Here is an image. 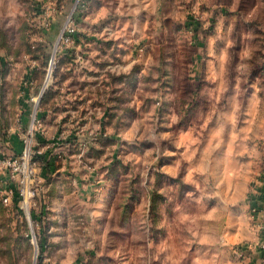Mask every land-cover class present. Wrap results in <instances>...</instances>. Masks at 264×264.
Listing matches in <instances>:
<instances>
[{"label":"rangeland","instance_id":"1","mask_svg":"<svg viewBox=\"0 0 264 264\" xmlns=\"http://www.w3.org/2000/svg\"><path fill=\"white\" fill-rule=\"evenodd\" d=\"M33 98L50 135L109 122L110 209L107 188L65 203L46 164L37 245L0 200V264H245L246 227L264 245V0H0L1 154Z\"/></svg>","mask_w":264,"mask_h":264},{"label":"built area","instance_id":"2","mask_svg":"<svg viewBox=\"0 0 264 264\" xmlns=\"http://www.w3.org/2000/svg\"><path fill=\"white\" fill-rule=\"evenodd\" d=\"M37 100L33 98L29 120L21 130L20 150L7 156L0 153V200L5 206H14L27 221L33 245H37L35 229L40 217L37 212L38 200L45 199L48 191L42 172L45 165L50 163L49 159L63 158L66 143L63 131L49 134ZM95 136L87 140H75L73 144L80 151L89 149L97 141ZM256 206L253 210H258Z\"/></svg>","mask_w":264,"mask_h":264},{"label":"crops","instance_id":"3","mask_svg":"<svg viewBox=\"0 0 264 264\" xmlns=\"http://www.w3.org/2000/svg\"><path fill=\"white\" fill-rule=\"evenodd\" d=\"M98 114V113H97ZM46 129L49 134L50 131L47 124H45ZM59 131H63L64 133V152L63 158L56 162L55 159H49L50 163L57 165L56 172L59 180L63 176H67L72 178L73 186L72 193L67 196V192L61 195L65 199L69 197L74 201H82L88 199V201H84L85 204H88L91 200V195L94 194L97 190L105 192V188L108 189V205L104 206V210L106 211L110 209V186H107V182L104 179L105 174H109L110 177V124L109 122H104V119L100 116L96 115L93 118L80 122V126L70 125V123L60 122ZM56 131V130H55ZM54 132V131H53ZM92 135H96V143H94L89 149L80 151L73 144L75 140H87ZM69 142V144H68ZM52 166V170H53ZM48 171L51 172L50 168H47ZM52 173V172H51ZM53 174V173H52ZM101 191V192H102ZM65 194V195H64ZM103 196L105 195L102 193ZM107 195V194H106ZM104 197H107V196ZM251 196L258 204L260 211V218L264 220V180L259 183L257 195ZM93 198H99L97 195H93ZM92 204V213H100L103 209L96 208L94 206L100 205L101 203L96 202ZM263 215V217L261 216ZM244 233L241 234L240 239H249L252 241L253 248L250 251H247L248 256H250L249 260L245 264H264V245H261L263 239L257 234L258 230L253 231L250 227H246Z\"/></svg>","mask_w":264,"mask_h":264},{"label":"trees","instance_id":"4","mask_svg":"<svg viewBox=\"0 0 264 264\" xmlns=\"http://www.w3.org/2000/svg\"><path fill=\"white\" fill-rule=\"evenodd\" d=\"M256 202H252V204H253V206H256L257 204H255ZM38 264H40V263H38Z\"/></svg>","mask_w":264,"mask_h":264}]
</instances>
